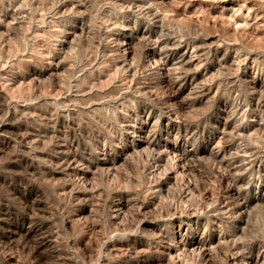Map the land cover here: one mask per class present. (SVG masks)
<instances>
[{
    "label": "rangeland",
    "instance_id": "obj_1",
    "mask_svg": "<svg viewBox=\"0 0 264 264\" xmlns=\"http://www.w3.org/2000/svg\"><path fill=\"white\" fill-rule=\"evenodd\" d=\"M0 264H264V0H0Z\"/></svg>",
    "mask_w": 264,
    "mask_h": 264
},
{
    "label": "bare ground",
    "instance_id": "obj_2",
    "mask_svg": "<svg viewBox=\"0 0 264 264\" xmlns=\"http://www.w3.org/2000/svg\"><path fill=\"white\" fill-rule=\"evenodd\" d=\"M121 50V49H120ZM122 51V50H121ZM160 53V52H159ZM162 56V55H161ZM160 56V57H161ZM159 57V58H160ZM166 58V57H165ZM180 60L178 61V63L175 64V66L177 65L179 68H184V66L186 67L187 64L190 62V59H188L187 54L182 53L181 57L179 58ZM160 61V60H159ZM157 62V61H156ZM162 62V61H161ZM172 67V66H171ZM167 71V70H166ZM66 158V157H65ZM78 164V163H77ZM69 165V164H68ZM67 165V166H68ZM75 165V164H74ZM70 167V166H69ZM76 167V166H75ZM74 169V168H73Z\"/></svg>",
    "mask_w": 264,
    "mask_h": 264
}]
</instances>
